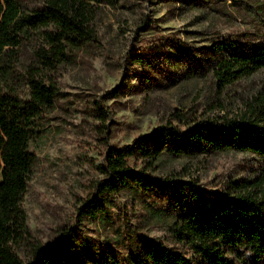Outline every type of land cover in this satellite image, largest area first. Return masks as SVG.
Wrapping results in <instances>:
<instances>
[{
    "label": "rangeland",
    "instance_id": "1",
    "mask_svg": "<svg viewBox=\"0 0 264 264\" xmlns=\"http://www.w3.org/2000/svg\"><path fill=\"white\" fill-rule=\"evenodd\" d=\"M19 1L27 12L43 4V0ZM166 2L123 0L100 5L92 24L97 42L74 62L45 75L56 87L57 101L44 115L39 138L31 142L35 160L22 201L31 237L45 248L122 261L130 234L177 247L170 234L171 212L159 219L155 211L160 203L155 199L139 200L122 192L112 197L107 219L93 220L80 212L100 179L97 167L109 148L129 145L156 128L180 133L195 120L216 122L242 114L261 87L260 73L218 87L207 69L222 54L217 50L220 45L245 41L253 31L249 14L237 13L231 2L226 8L230 14L191 7L178 10L185 4ZM45 31H31L14 50L16 69H26L39 50L48 48ZM157 51L176 55L183 67L192 69L164 76L147 64L146 57L152 60ZM12 89L19 96L28 93L23 83ZM130 163L137 168L145 165ZM256 164L252 155L230 151L164 158L146 173L150 178L192 182L207 200L227 194L232 182L252 181ZM224 250L231 264H264V256L240 248ZM17 253L24 258L28 251Z\"/></svg>",
    "mask_w": 264,
    "mask_h": 264
},
{
    "label": "trees",
    "instance_id": "2",
    "mask_svg": "<svg viewBox=\"0 0 264 264\" xmlns=\"http://www.w3.org/2000/svg\"><path fill=\"white\" fill-rule=\"evenodd\" d=\"M122 1L43 0L27 12L19 0H0V264H231L225 258L227 247L264 256V0H179L186 7L178 10L191 7L230 14L226 8L231 2L237 13L250 15L253 31L246 40L220 45L217 50L222 54L207 69L218 87L258 73L263 75L261 87L242 114L216 122L195 120L180 133L159 127L129 145L109 148L97 167L100 179L94 192L80 208L87 218L99 221L109 218L108 206L118 193L155 199L160 203L155 211L159 219L171 212L170 234L177 247L130 234L121 261L45 248L31 237L22 208L35 160L30 147L39 138L44 115L57 101L56 87L45 75L74 62L83 49L97 42L92 24L100 5ZM166 1L167 5L177 2ZM39 28H47L43 36L48 48L39 50L26 69H16L14 50ZM154 54L152 60L146 57L147 64L166 77L192 69L183 67L176 55ZM20 83L28 88L26 96L12 89ZM230 151L252 155L256 175L252 181L232 182L227 194L207 200L192 182L170 176L150 178L146 173L164 158ZM131 160L145 165L137 168ZM22 249L28 251L24 258L17 253Z\"/></svg>",
    "mask_w": 264,
    "mask_h": 264
}]
</instances>
